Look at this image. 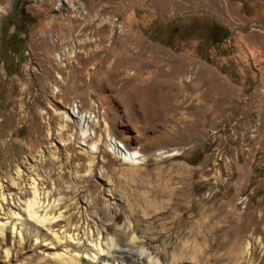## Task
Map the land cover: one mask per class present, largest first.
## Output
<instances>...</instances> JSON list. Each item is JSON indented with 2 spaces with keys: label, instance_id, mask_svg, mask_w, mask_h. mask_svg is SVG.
Masks as SVG:
<instances>
[{
  "label": "rangeland",
  "instance_id": "374dc122",
  "mask_svg": "<svg viewBox=\"0 0 264 264\" xmlns=\"http://www.w3.org/2000/svg\"><path fill=\"white\" fill-rule=\"evenodd\" d=\"M20 2L35 21L0 49V192L61 195L51 229L82 250L132 247L128 222L160 263L264 264V0ZM209 18L229 30L214 44ZM119 65L135 75L107 83ZM168 68L175 91L146 92ZM19 237L0 264H53Z\"/></svg>",
  "mask_w": 264,
  "mask_h": 264
},
{
  "label": "bare ground",
  "instance_id": "6f19581e",
  "mask_svg": "<svg viewBox=\"0 0 264 264\" xmlns=\"http://www.w3.org/2000/svg\"><path fill=\"white\" fill-rule=\"evenodd\" d=\"M129 68L130 66L119 65L117 66L118 70L115 69L110 74L105 71L103 73L106 77L105 81L110 83L111 79L118 73L123 75L119 79L121 83L132 79L135 72H128ZM173 73V69H164L154 78V88H147L146 92L152 91L162 97V94L175 91L176 82L172 79L173 76L169 79V76ZM87 119L89 120V116H84V121H88ZM85 131L86 129H82L83 135ZM109 142L114 148H120L114 139L110 138ZM130 151L134 154L133 152H136V149ZM129 154L127 153L126 156L129 157L131 155ZM29 188V193L25 194L24 197L22 195L10 197L0 192V248L6 245L3 251L5 256H8L11 250L20 246L17 243L18 238H16V236H20L19 240H22L21 247L35 252L39 250L40 252L36 254V257L41 262L51 261L53 264H166L164 261L160 263L157 258L152 256L144 245L146 237L142 234H135L133 225L128 222L118 227L116 234L123 241L128 239L134 242L132 247H113L112 241L114 238L107 236L105 241L88 242L87 240L82 250L79 247L80 242L76 240L73 233L70 234L63 229L59 234L51 229V225L63 217L61 211L57 215L55 211L64 204V198L59 195L50 200V191L42 189L39 181L33 178ZM7 200L11 205L10 211L5 210ZM62 238L65 239V242H68L66 248L61 247L64 243Z\"/></svg>",
  "mask_w": 264,
  "mask_h": 264
},
{
  "label": "trees",
  "instance_id": "16d2710c",
  "mask_svg": "<svg viewBox=\"0 0 264 264\" xmlns=\"http://www.w3.org/2000/svg\"><path fill=\"white\" fill-rule=\"evenodd\" d=\"M14 16H16V19H12ZM34 21L35 18L24 10L23 3H21L20 0H13L10 5L9 13L0 24V49L4 47L2 49H5L8 53H20L23 50L22 45L26 38L27 26ZM9 25L12 26V29L7 35L6 32ZM202 28L206 31V40H209L212 44L220 42L229 35V30L227 28L211 18L207 20V23H203ZM5 36H7L8 41L3 39ZM4 68L8 70L6 67Z\"/></svg>",
  "mask_w": 264,
  "mask_h": 264
},
{
  "label": "flooded vegetation",
  "instance_id": "af4514ba",
  "mask_svg": "<svg viewBox=\"0 0 264 264\" xmlns=\"http://www.w3.org/2000/svg\"><path fill=\"white\" fill-rule=\"evenodd\" d=\"M174 33H175V31H174Z\"/></svg>",
  "mask_w": 264,
  "mask_h": 264
}]
</instances>
